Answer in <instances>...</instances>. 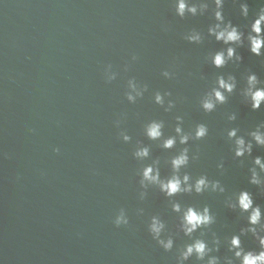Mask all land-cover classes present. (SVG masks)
Masks as SVG:
<instances>
[{"label":"water","instance_id":"95a60500","mask_svg":"<svg viewBox=\"0 0 264 264\" xmlns=\"http://www.w3.org/2000/svg\"><path fill=\"white\" fill-rule=\"evenodd\" d=\"M248 3L251 16L255 0ZM211 9L181 18L173 0H0V264H176V249L189 237L156 186L139 199V171L155 159L161 176H168L169 158L183 147L198 158L182 172L205 174L226 188L171 198L182 206H209L216 222L205 239L212 232L223 239L243 224L224 204L234 191L246 188L264 206V194L247 181L250 158H234L226 137L230 127L244 134L264 120V107L252 110L238 91L212 112L199 104L218 74L236 76L238 88L248 71L264 79V61L241 47L238 66L215 68L207 57L224 46L207 34ZM223 14L242 28L247 23L233 0H225ZM191 29L202 32L201 43L184 39ZM109 64L117 76L106 82ZM164 70L174 75L165 78ZM133 77L148 89L129 103L125 92ZM156 91L170 93L171 111L154 102ZM230 112L237 113L235 121L227 120ZM176 116L186 132L204 123L208 134L172 149L144 135L153 119L164 122V136L175 135ZM122 130L130 141L122 140ZM137 141L150 150L143 161L132 155ZM253 155H264V148L254 146ZM220 160L223 171L216 167ZM121 208L129 223L117 227L112 221ZM153 215L165 222L172 250L148 232ZM242 242L257 247L250 236ZM217 255L230 253L222 245Z\"/></svg>","mask_w":264,"mask_h":264},{"label":"clouds","instance_id":"9594fccd","mask_svg":"<svg viewBox=\"0 0 264 264\" xmlns=\"http://www.w3.org/2000/svg\"><path fill=\"white\" fill-rule=\"evenodd\" d=\"M173 3L176 15L181 18L186 14L202 15L209 10L210 5L212 6L211 15L214 22L208 25L207 34L224 46L211 52L207 57L215 68H223L229 62L238 66L243 60L237 51L241 47H246L251 54L264 61V0H255L256 8L251 16L248 0H233V3L238 7L239 15L247 22L243 28L231 20L225 19L223 14L225 0H173ZM184 39L199 44L204 36L199 30L191 29L185 34ZM131 59L135 61L136 56L133 55ZM125 69H127V65ZM162 75L165 78H171L174 73L164 70ZM116 76L117 73L112 71V66L106 65L105 81L111 82L116 79ZM243 81V86L238 88L236 76L231 73L218 74L214 85L201 96L200 107L204 112H212L217 105L224 104L234 91L239 92L243 102L252 110L264 107V79H261L256 72L248 71L243 76ZM147 89V84L139 83L134 77L129 78L125 97L129 103H135ZM169 95L168 92L161 93L160 91L153 94L154 102L163 106L166 112L171 111L174 107L173 100L165 101V97ZM236 119V112L227 114L228 121ZM176 121L173 129L175 135L164 136V122L157 119L150 120L144 125V135L150 140L160 141V147L163 149H172L177 143L187 145L190 139L199 140L208 134V126L204 123H197L190 131L186 132L182 127V117L176 116ZM114 123L119 126L120 120H116ZM239 133L238 127H230L226 130V137L230 141L233 157L250 158L247 165L248 184L255 186L259 193L264 194V155H253L254 146L264 148V120L258 121L244 134ZM120 136L124 142L131 139L123 130L120 132ZM53 151L58 152L59 149L54 148ZM132 155L137 160L143 161L150 156L149 147L137 141ZM190 158L194 160L198 156L193 153L190 157L188 147L180 148L169 158L171 172L166 177L161 176L159 160L155 159L151 163L143 165L139 171L141 188L139 199H144L146 190L150 186H156L165 197L169 198L172 211L178 214V230L184 236L189 237L188 242L176 249V264H185L190 258H194L198 264H264V206L255 202L251 191L240 188L225 198V206L237 212L243 224L238 231L225 235L223 239L215 232L211 233L210 240L204 238L205 230L216 222V216L207 204L182 206L179 201L171 199L179 193L223 194L226 192L225 186L218 179H210L205 174L193 178L187 172H182L181 170L188 166ZM240 162L243 164L244 160ZM216 167L223 171V160H220ZM137 212L142 214L143 209H137ZM112 222L117 227L129 223V218L123 208L116 213ZM147 229L162 249L165 251L173 249V237L172 235H163L166 225L158 215L150 217ZM198 231L200 234L194 237L193 234ZM248 236L256 242V248L244 247L242 237ZM222 245L226 247L230 255H217Z\"/></svg>","mask_w":264,"mask_h":264}]
</instances>
